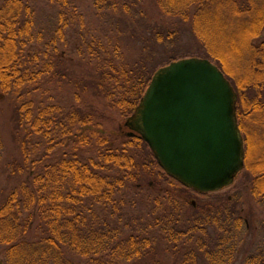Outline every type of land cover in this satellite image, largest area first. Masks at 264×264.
<instances>
[{
    "label": "trees",
    "instance_id": "1",
    "mask_svg": "<svg viewBox=\"0 0 264 264\" xmlns=\"http://www.w3.org/2000/svg\"><path fill=\"white\" fill-rule=\"evenodd\" d=\"M46 1L57 10L49 27L36 22L26 0H5L0 6V90L18 96L17 132L23 133L18 144L24 158L19 174L27 175L0 205L4 264H141L151 257L157 237L174 248V254L183 255L181 264H235L253 228L243 215L240 197L227 198L216 207L191 202L190 197L205 200L211 195L189 189L168 175L148 144L129 135L125 123L161 68L188 58L208 59L237 94V119L245 143L243 171L253 177L251 201L264 206V150L258 149L264 147V135L245 125L258 113L254 121L264 123L260 93L264 88V41H260L264 0H155L161 14L176 23L147 27L150 40L172 48L181 24L189 23L199 49L190 55L167 51V61L154 66L149 64V48V54L133 65L117 63L121 47L116 44L111 51L88 27H76L84 24V17L71 0ZM94 6L100 13H118L130 12L134 4L94 0ZM72 31L78 35L74 48L79 71L89 76L80 80L67 66L75 62L68 51H58L59 44L68 47ZM34 43L46 45L44 57L48 59L37 72L31 66L39 67V54H27ZM246 54L249 69L242 74L240 56ZM45 78L49 84L77 89V101L83 92H92L95 101L84 107L37 102L33 91L38 88L29 87ZM251 90L260 93L253 100L249 99ZM23 98L27 99L20 103ZM101 101L105 111L96 106ZM110 110L124 120L115 133L103 125ZM41 146H47L45 155L35 159ZM56 151L61 156L45 162ZM89 151L94 155L84 157ZM3 153L0 136V161ZM147 180L150 190L151 181L168 187L149 195L148 219L127 220L129 193L140 196ZM38 233L40 238H29ZM242 264H264V245Z\"/></svg>",
    "mask_w": 264,
    "mask_h": 264
},
{
    "label": "rangeland",
    "instance_id": "2",
    "mask_svg": "<svg viewBox=\"0 0 264 264\" xmlns=\"http://www.w3.org/2000/svg\"><path fill=\"white\" fill-rule=\"evenodd\" d=\"M5 0H0V6L4 3ZM30 6L35 11L36 22L41 25V27H49V24L52 22L54 15H56L57 10L49 5L46 0H26ZM129 3L134 4V7L130 12L125 10H119L118 13L111 11L110 13L98 12L94 6V0H71L72 7L76 8L77 11L83 15L84 24L80 26L77 24L76 27H88L89 33L94 38L103 39L107 47L113 51V47L118 44L121 47V59L117 60V63L124 61L128 65H133L141 56L145 57L147 54L149 58H152L149 63L151 66H154L156 62L167 61V51L176 52L179 55L182 54H196L199 49V44L194 37L193 33L190 32V24H181L179 33L175 40V43L172 48H167L166 45L155 44L150 40L151 35L147 27H161L162 24L172 25L176 23L175 19L167 18L163 16L156 4L155 0H126ZM170 25V26H171ZM175 27V26H173ZM185 27V28H184ZM177 28V27H176ZM88 34V33H87ZM78 38L77 33L73 31L68 35L70 43L68 47L59 44L58 51H68V55H71V59L75 62H68L67 66L71 70L77 72V79L80 80L81 77L88 75L81 73L76 59V50L74 48V42ZM149 41V44L147 43ZM260 41H264V33ZM46 45L44 43L37 44L34 43L30 45L27 50V54L33 57L36 53L39 54L41 63L39 67L34 68L31 66L32 70L39 71L44 63L48 60L44 57L46 51ZM146 48H149V51H146ZM240 56V72L242 74L246 73L249 69L247 60L249 56ZM92 68L88 69L91 70ZM33 91L34 98L39 101H48L61 102L62 104L73 103L81 107L87 106L89 102L95 101L93 99V93L81 94V99L77 101L75 98V91L77 89L69 88L66 85H54L49 84L48 80L45 78L44 81L40 82L37 86L33 85L29 87V90L37 89ZM28 89V87H27ZM25 89L23 93L27 91ZM82 93V92H80ZM261 99L264 102V88L260 92ZM256 91L251 90L249 99L253 100L257 97V94H260ZM21 94V92H20ZM27 98L20 100V103ZM97 107L99 106L102 111H105L104 102H96ZM19 105V100L17 94H7L1 92L0 90V136L4 144V153L2 160L0 161V205L4 200L9 196V194L17 187L20 186L21 182L26 179L27 175L19 174V167L24 164V158L22 151L19 147L18 141L20 133L17 132V120L16 112ZM107 119L104 120V127L106 130H109L110 133H115L119 130L120 126L124 120L120 117L118 113H114L111 110L106 111ZM259 116L254 114L252 120H247L245 125L249 128L248 130H253L258 135H264V123L254 121L255 118ZM37 141H33V144ZM47 146H41L39 151L35 153V159L42 158L45 155ZM259 151L264 150L263 146L258 147ZM56 156L52 157L45 162H51L56 160L61 156V152L56 151ZM94 155L93 151L86 152L84 157H92ZM253 180V177L247 171L241 172L238 177L235 179L234 183L225 188L224 190L210 194V198L202 200L193 196L190 197L191 202L201 203L203 205H211L213 207L223 206L225 204V199L230 197H240L241 202L244 203V212L243 215L248 218L253 227L245 241V244L242 248L241 255L236 260L235 264H242L245 257L251 252L256 250L261 244L264 245V206H257L250 197V184ZM150 180L144 181L145 186H143L144 191H141V195H133L129 193L127 198L129 201L128 215L127 220L137 218H147L148 211L151 209L148 205L149 195H156L160 188H167L168 185L161 184L158 180L152 183L153 189L150 190L147 186ZM189 195V194H188ZM192 196V195H191ZM237 208H241L240 205ZM262 207V208H260ZM41 237V234H33L29 236L31 240H36ZM157 245L154 246L153 253L151 257L147 260L142 261L141 264H181L183 255L174 254L173 249L166 247L162 241L157 237ZM4 247L0 246V264H4Z\"/></svg>",
    "mask_w": 264,
    "mask_h": 264
},
{
    "label": "water",
    "instance_id": "3",
    "mask_svg": "<svg viewBox=\"0 0 264 264\" xmlns=\"http://www.w3.org/2000/svg\"><path fill=\"white\" fill-rule=\"evenodd\" d=\"M125 126L148 144L168 175L196 192L228 188L245 167L237 94L208 59L161 68Z\"/></svg>",
    "mask_w": 264,
    "mask_h": 264
}]
</instances>
